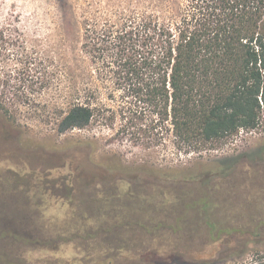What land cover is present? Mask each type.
I'll list each match as a JSON object with an SVG mask.
<instances>
[{"label":"rangeland","instance_id":"rangeland-1","mask_svg":"<svg viewBox=\"0 0 264 264\" xmlns=\"http://www.w3.org/2000/svg\"><path fill=\"white\" fill-rule=\"evenodd\" d=\"M115 2L0 0V69L16 63L20 35L34 78L48 81L35 88V104H19L14 125L22 133L0 139V264L73 260L99 241L80 235L85 226L104 229L125 219L133 225L123 226L140 233L143 215L163 211L170 220L181 217L193 238L190 251L215 257L225 248V264H251L264 254L262 127L185 153L171 135L164 143L156 135V114L129 115L124 75L82 48L87 15L110 18ZM74 101H91L94 118L59 132Z\"/></svg>","mask_w":264,"mask_h":264},{"label":"trees","instance_id":"trees-1","mask_svg":"<svg viewBox=\"0 0 264 264\" xmlns=\"http://www.w3.org/2000/svg\"><path fill=\"white\" fill-rule=\"evenodd\" d=\"M123 1L116 0L110 18L87 15L82 48L94 63L124 75L129 115L156 114V135L162 143L171 135L185 153L210 150L241 129L264 132V0ZM4 32L0 27V41ZM15 39L16 63L0 69L4 143L22 133L14 125L19 104H35V92H41L35 88L48 84L43 75L34 78L38 71L27 46L20 35ZM97 109L91 101H74L58 131L87 127ZM169 216L167 211L143 215L140 233L123 226L133 225L125 219L104 229L85 226L80 235L98 237L97 244L73 260L49 264H225V248L215 257L190 251L187 242L193 238L181 217ZM210 228L212 235L216 227ZM232 250L238 256L244 252ZM251 264H264V254Z\"/></svg>","mask_w":264,"mask_h":264}]
</instances>
